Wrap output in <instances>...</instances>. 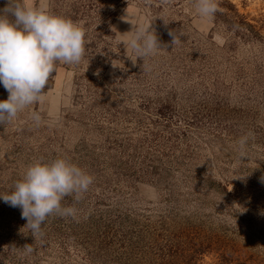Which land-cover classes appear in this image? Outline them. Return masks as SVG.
Listing matches in <instances>:
<instances>
[{
	"label": "rangeland",
	"instance_id": "374dc122",
	"mask_svg": "<svg viewBox=\"0 0 264 264\" xmlns=\"http://www.w3.org/2000/svg\"><path fill=\"white\" fill-rule=\"evenodd\" d=\"M12 2L72 20L86 51L0 126V194L55 158L94 183L35 240L0 199V264H264V0H215L211 19L195 0ZM149 25L162 51L135 59Z\"/></svg>",
	"mask_w": 264,
	"mask_h": 264
},
{
	"label": "clouds",
	"instance_id": "9594fccd",
	"mask_svg": "<svg viewBox=\"0 0 264 264\" xmlns=\"http://www.w3.org/2000/svg\"><path fill=\"white\" fill-rule=\"evenodd\" d=\"M195 4L197 14L209 19L219 7L215 0H195ZM168 34L172 45L181 42L175 32ZM128 46L135 59L162 51L150 25L136 30ZM85 51V31L72 20L8 0L0 10V84L8 92L7 99L0 101V126L42 99L58 62L78 65ZM32 119L39 124L41 117L33 112ZM245 143L246 138H241V146ZM93 183L92 175L65 158L37 161L27 166L23 178L8 193L0 194V199L21 209V218L35 240L43 236L42 225L49 216L76 219L78 209L62 201L72 196L78 203ZM23 248L33 251L31 245Z\"/></svg>",
	"mask_w": 264,
	"mask_h": 264
},
{
	"label": "trees",
	"instance_id": "16d2710c",
	"mask_svg": "<svg viewBox=\"0 0 264 264\" xmlns=\"http://www.w3.org/2000/svg\"><path fill=\"white\" fill-rule=\"evenodd\" d=\"M46 88H47V87H46ZM46 88H45V89H46ZM45 89H44V90H45Z\"/></svg>",
	"mask_w": 264,
	"mask_h": 264
}]
</instances>
